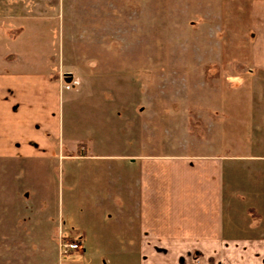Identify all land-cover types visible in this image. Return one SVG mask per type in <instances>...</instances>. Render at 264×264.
Returning <instances> with one entry per match:
<instances>
[{"label": "crops", "instance_id": "crops-1", "mask_svg": "<svg viewBox=\"0 0 264 264\" xmlns=\"http://www.w3.org/2000/svg\"><path fill=\"white\" fill-rule=\"evenodd\" d=\"M133 1L0 0V14L16 20L0 26V164L24 167L17 190L23 197L30 191L41 197L46 174L57 163L68 158L80 167L84 163L80 171L76 167L79 172L71 169V188L79 197L92 199L89 205L101 201L102 209L107 206L105 219L117 222L119 217V229L126 227L127 171L137 167V249L88 255L89 246H131L136 238L118 233L96 241L89 234L92 228L66 229L51 218L54 229L61 230L55 239L60 246L64 241L81 246L53 257L54 264H79L85 258L88 264H264V0H251L249 73L231 79L239 89L221 100L219 116L205 131L203 153L169 152L168 144L155 142L149 153L138 148L133 154H108L104 151L112 149L105 143L103 121V132L96 135L90 129L96 128L93 117L87 109L78 110L76 103L97 98L102 103L98 118L108 116L103 106L107 94L97 91L110 77L104 73L113 46L107 23L111 13L118 18L120 7ZM62 6L63 11L68 7L71 22L69 55L82 53L76 40L85 37V53L101 55L100 61L87 57L65 65L60 48L57 62L53 43L45 41L53 30L32 35L40 39L38 59L11 60L16 46L19 53L30 52L28 21L59 17ZM67 104L72 130L85 132L79 142L65 140ZM78 118L85 119L80 123ZM121 144L125 151V142ZM117 165L121 166L114 173ZM41 204L38 198V234L51 227L41 221L46 212ZM37 257L44 264L45 254Z\"/></svg>", "mask_w": 264, "mask_h": 264}, {"label": "rangeland", "instance_id": "rangeland-1", "mask_svg": "<svg viewBox=\"0 0 264 264\" xmlns=\"http://www.w3.org/2000/svg\"><path fill=\"white\" fill-rule=\"evenodd\" d=\"M127 3L120 7L118 18L111 13L107 23L109 45L113 46L108 70L104 73L108 72L110 77L107 86L102 85L97 91L103 89L107 94L103 106L109 110L108 116L104 120L98 118L102 103L99 104L97 98L78 99V110L89 111L96 127L90 129L96 135L100 136L104 127L105 143L112 149L105 153L133 154L139 149L149 153L150 144L158 142L168 144L169 152L201 154L207 140L205 131L219 116L221 100L239 89L231 85L232 80H240L249 73L251 0H134ZM67 10L68 7H64V12L62 6L61 15L54 19L31 18L28 21L30 52L19 53L16 46L11 60L15 62L20 56L38 59L36 48L40 39L32 35L37 30H53V36L45 41L53 43L57 62L60 48L61 62L65 65L76 60L82 63L87 57L100 61L101 55L85 53V37L76 40L82 53L69 55L71 22ZM4 16L0 14V26L16 21ZM117 36L118 42L115 41ZM70 109L67 104L64 128L67 142L78 141L85 133L82 128L72 130ZM84 119L77 121L81 123ZM121 141L126 144L125 151ZM81 165L70 158L57 163L46 174L45 195L38 197L37 191H30L23 197L15 184L20 181L24 167L0 164V264H39L38 254H45L44 264H54L53 257L61 253V246L55 241L61 230L54 229L52 219L66 229L92 228L89 234L96 241H100L101 235L116 237L118 233L128 239L136 238L135 246H89L88 255L112 256L137 249V167L127 171L129 197L124 203L127 213L123 215L126 227L121 230L115 225L120 222L119 217L117 222L105 219L103 211L107 206L102 209L101 201L89 205L92 199L79 197V192L71 188V169L79 172L85 168L84 163ZM120 166L115 167L114 173ZM38 198L43 204L39 208L46 209L40 215L41 221L51 226L39 234L36 228ZM79 264L88 262L85 258Z\"/></svg>", "mask_w": 264, "mask_h": 264}, {"label": "built area", "instance_id": "built-area-1", "mask_svg": "<svg viewBox=\"0 0 264 264\" xmlns=\"http://www.w3.org/2000/svg\"><path fill=\"white\" fill-rule=\"evenodd\" d=\"M81 250V246L76 243V242H73V241H64L62 244H61V253L63 255H66V254H69L73 251H79Z\"/></svg>", "mask_w": 264, "mask_h": 264}]
</instances>
